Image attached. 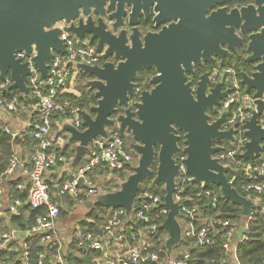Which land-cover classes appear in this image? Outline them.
Segmentation results:
<instances>
[{
  "label": "water",
  "instance_id": "obj_1",
  "mask_svg": "<svg viewBox=\"0 0 264 264\" xmlns=\"http://www.w3.org/2000/svg\"><path fill=\"white\" fill-rule=\"evenodd\" d=\"M229 1L232 0H0V79L10 77L11 89L29 93L30 70L17 52H36L34 62L44 80L55 52L67 51L63 31L73 33L81 42L88 39L102 52L101 64L75 63L91 76L86 84L97 96L91 111H83L85 129L65 123L61 131L69 133L68 144H76L73 166L97 136H108L109 129L118 128L133 137L130 145L139 154L137 164L120 181L118 189L92 196L87 201L89 209L101 204L123 207L130 213L140 185L152 174L157 158L153 184L164 183L168 213L163 226L168 231L165 244L169 261L182 238L180 205L174 199L180 175L175 157L181 148L179 131L184 132L183 152L191 182L204 188L219 186L226 198L241 206L242 221L255 207L251 197L229 182L227 173L234 169L215 156L224 146L214 141L234 139L233 128L220 129L227 111L215 119L211 115L229 89L223 90L221 82L209 87L210 71L200 74L195 88L189 79V74L205 62L236 53L243 44L242 35L247 34V59L255 62V69L250 73L241 71V82L252 92L256 110L244 125L249 140L242 156H261L264 122H258V115L264 116V0L228 9L225 3ZM142 16H152L157 30L144 32ZM57 21L67 24L60 27ZM152 68V87L143 89L139 100L127 106L138 74ZM119 106H125L124 111L114 117Z\"/></svg>",
  "mask_w": 264,
  "mask_h": 264
},
{
  "label": "built area",
  "instance_id": "obj_2",
  "mask_svg": "<svg viewBox=\"0 0 264 264\" xmlns=\"http://www.w3.org/2000/svg\"><path fill=\"white\" fill-rule=\"evenodd\" d=\"M64 23L57 21L56 25L62 27ZM61 37L67 51L55 52L49 60L48 76L44 80L34 62L36 52H17V57L27 62L30 70L28 94H11L12 79L0 80V110L27 116L23 128L14 129L7 124L3 128L11 134L13 142L22 138L27 130L36 140L31 163L22 169L25 178L14 181L13 188L7 193L3 189L5 181L14 177L17 168L23 166L16 151L0 173V264H189L191 248L208 246L216 236L223 238L226 257L212 261L215 264H239V243L247 239L251 222L264 216V151L254 159L242 156L249 140L244 125L256 110V103L234 66L218 65L210 70L209 87L221 82L223 90L229 89L211 115L216 112L215 119L227 111L220 129H234L233 140L222 139L214 143L224 146L215 156L234 169L227 173L230 183L234 184L240 176L245 178L242 188L255 203L246 220L223 219L208 213L204 223H197L199 208L192 205L193 198L185 195L186 187L192 182L186 169L187 155L183 152V144L175 155L180 175L174 192V199L180 205L182 238L174 248L172 260H168L167 248L157 246L162 237L159 228L168 213L164 196L147 188L138 192L130 213L123 207H110L102 223L85 215L76 221L67 236L62 234L59 221L63 211L67 214L95 194L108 191L111 183L118 181L120 171L137 164L139 154L126 142L119 129H109L107 137L97 136L82 159L72 165L75 153L70 157L65 153L69 133L62 132L61 127L65 123H71L79 130L86 127L83 124L84 108L67 97L74 76L80 78L75 63L101 64L103 59L102 52L97 51L96 45L88 39L81 42L73 33L65 31ZM195 86L193 84V88ZM143 89L136 84L134 94L140 98ZM258 122H264L262 114L258 115ZM59 167L63 169L62 176L51 179L50 174ZM194 191L197 197H208L212 206H216L220 196L218 191L212 188H206L204 193L196 188ZM18 192L25 193V197ZM31 210L35 211L33 217ZM163 237L167 239L168 234ZM187 240L190 245L186 244Z\"/></svg>",
  "mask_w": 264,
  "mask_h": 264
},
{
  "label": "trees",
  "instance_id": "obj_3",
  "mask_svg": "<svg viewBox=\"0 0 264 264\" xmlns=\"http://www.w3.org/2000/svg\"><path fill=\"white\" fill-rule=\"evenodd\" d=\"M252 1V0H248ZM144 25L145 23L142 22ZM142 28V27H141ZM248 37L243 42L242 46L238 48L236 53L231 54L230 56L224 58H217L213 62H205L200 68L196 69L194 73L189 74V79L192 81V84H196L198 82L200 74L207 70H211L214 66H234L240 73L241 71H246L248 73L252 72L255 68V62L249 61L247 59L250 54V50L248 49ZM155 73V69H145L140 72L136 79V84L141 85L142 88H151L152 84H150L149 80L151 76ZM91 76L83 71H80V82L79 88L81 90V94L78 97L67 95L74 100V102L80 104V106L88 111H91V107L93 104L97 103V96L95 95V90L91 88L86 81ZM1 80V79H0ZM11 94L19 93L17 89H10ZM136 100H139V95L134 94L130 97V102L127 106H133L132 103ZM125 106H119L118 112L113 114L116 117L119 113L124 111ZM216 112L212 113V119L214 118ZM6 122H2L0 120V173L8 166L10 162L11 155L13 153V144H18L19 146L28 147L32 153H34L36 149V140L33 135L27 130L22 138H17L12 141L11 134H9L3 127ZM118 129V128H116ZM182 136L180 138V145H183L184 132L179 131ZM122 136L125 138L128 144L133 141V137L131 134L126 132H121ZM216 141H214L215 143ZM67 146L65 149H67ZM65 151V150H64ZM71 153V151H69ZM72 152H75L73 149ZM69 153V154H70ZM158 160L156 158L155 163L152 166V174L145 179V181L140 185L139 191L143 189H150L156 193H160L162 196L165 194L164 183L160 182L158 184H153V178L156 174ZM132 168L127 170H122L118 173V181L111 183L108 191H112L117 189L120 186V181L124 180L127 175L132 172ZM244 177L240 176L237 181L234 182V186L238 189V191L244 195H247V192L243 190L242 183L244 181ZM200 190L204 193L206 188L200 186L199 184L190 183L185 190V195L190 198H193L191 203L192 205H197L199 208V220H197L198 224H202L205 221V216L208 213H212L217 215L223 219H231L238 220L241 217L242 208L240 205L233 203L230 199L226 198L219 186H213L212 189L218 191L219 198L217 200V204L215 207L212 206L211 200L208 197L202 196L197 197L195 195L194 189ZM18 195L21 197H25V193L18 192ZM203 195V194H202ZM67 211H63V215L66 214ZM110 212V207L103 206L101 204L93 205L87 212L86 216L91 217L94 221L98 223H102L103 220L107 217ZM35 211L31 210L30 216H34ZM167 215H164L162 221L165 220ZM180 222H182L181 215L178 216ZM159 233L162 237H159L157 246H161L162 248H166V239L163 235L168 234V231L164 228L163 225L159 228ZM186 244L190 245V242L185 241ZM223 238L221 236H216L212 244L208 246H200V247H192L191 248V256L189 264H215L212 259H220L222 257H226V253L222 246ZM178 247V244L176 245ZM238 258L239 264H264V216H259L255 220H253L250 224V228L248 230L247 239L243 240L238 245Z\"/></svg>",
  "mask_w": 264,
  "mask_h": 264
},
{
  "label": "crops",
  "instance_id": "obj_4",
  "mask_svg": "<svg viewBox=\"0 0 264 264\" xmlns=\"http://www.w3.org/2000/svg\"><path fill=\"white\" fill-rule=\"evenodd\" d=\"M75 78L76 77L74 76L73 80L71 81L72 83L70 84V86L68 88L67 94L75 96V97H78L81 94V90L79 88V82H80L79 80H80V78L79 79H77V78L75 79ZM21 114H23V116ZM8 115H9V117H7V118H10V115L14 116V118L11 116L13 119L10 120V121H12L10 124H8L6 122V124L9 125L11 128H14V129L23 128L26 125L27 116L24 113L8 114ZM21 116L24 119H20ZM56 120L57 119L54 118V121H56ZM67 146H69V147L67 149H65ZM66 147L64 148V150H65V153L68 155V157L74 155L75 152H72V150L74 149L76 151L75 143L68 144V145H66ZM13 150L16 151L17 154L20 156V158L23 160V166L17 168L16 175H14V177H11L10 179L5 181L4 188H3L5 193H7L10 189L13 188L14 181L21 180V179L25 178V175L23 174L22 169H23L24 166H26L27 164L31 163V158H32V155H33V153L30 151V149L28 147L19 146L18 144H14ZM69 151H71V153ZM62 174H63V169H62V167H59V168L56 169L55 172L50 174V178L51 179L60 178L62 176ZM67 215L68 214L63 215L62 218L59 221V226H60L62 234L64 236L68 235L69 230L71 229V227L77 221L76 220L74 222H67L66 221V216Z\"/></svg>",
  "mask_w": 264,
  "mask_h": 264
},
{
  "label": "rangeland",
  "instance_id": "obj_5",
  "mask_svg": "<svg viewBox=\"0 0 264 264\" xmlns=\"http://www.w3.org/2000/svg\"><path fill=\"white\" fill-rule=\"evenodd\" d=\"M9 114V113H8ZM6 112H4L3 110H0V120L2 121V122H7L8 124H10L12 121H10L11 119H13L14 118V116L13 115H10V118H7V117H9V115H8ZM22 116H23V114H21ZM13 118H12V117ZM21 116V118L20 119H24L23 117ZM119 188V187H118ZM117 188V189H118ZM116 190V189H115ZM88 209H89V204H88V202L87 201H85V202H83V203H81L79 206H77L76 208H74V209H72V210H70L67 214V216H66V221L67 222H74V221H76V220H78V219H81V218H83V217H85V215H86V212L88 211Z\"/></svg>",
  "mask_w": 264,
  "mask_h": 264
},
{
  "label": "flooded vegetation",
  "instance_id": "obj_6",
  "mask_svg": "<svg viewBox=\"0 0 264 264\" xmlns=\"http://www.w3.org/2000/svg\"><path fill=\"white\" fill-rule=\"evenodd\" d=\"M253 1L254 0H252V1H248V0H232V1L226 2L225 5L227 6L228 9H231L233 7H241V6L247 5L249 3H252ZM140 20H141V23L142 22L145 23L144 25L142 24V26H141L142 30L144 32L149 31V30L150 31L151 30H157V28H156V26H155V24H154V22L152 20V16H149V17L142 16V17H140ZM237 32L239 34H241L239 28H237ZM242 37H243V42H244L248 36L246 34V35H242ZM231 54H233V53H231ZM207 71H210V70H207Z\"/></svg>",
  "mask_w": 264,
  "mask_h": 264
},
{
  "label": "clouds",
  "instance_id": "obj_7",
  "mask_svg": "<svg viewBox=\"0 0 264 264\" xmlns=\"http://www.w3.org/2000/svg\"><path fill=\"white\" fill-rule=\"evenodd\" d=\"M153 4H156V3H153ZM148 11H151V8H150ZM159 15H160V12L157 11V17H158ZM177 19L180 20L179 18H177ZM45 27H47V26H45ZM45 27H44V28H45ZM44 28H43V29H44ZM226 29H227V26H226ZM190 96H191V95H190Z\"/></svg>",
  "mask_w": 264,
  "mask_h": 264
}]
</instances>
